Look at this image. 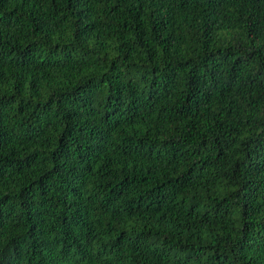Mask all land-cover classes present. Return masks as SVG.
Segmentation results:
<instances>
[{"label": "trees", "instance_id": "16d2710c", "mask_svg": "<svg viewBox=\"0 0 264 264\" xmlns=\"http://www.w3.org/2000/svg\"><path fill=\"white\" fill-rule=\"evenodd\" d=\"M0 264H264V0H0Z\"/></svg>", "mask_w": 264, "mask_h": 264}]
</instances>
